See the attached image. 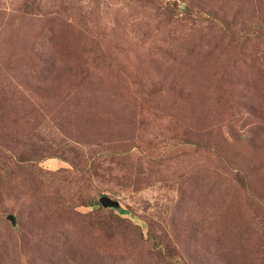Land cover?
I'll return each instance as SVG.
<instances>
[{"label":"rangeland","instance_id":"rangeland-1","mask_svg":"<svg viewBox=\"0 0 264 264\" xmlns=\"http://www.w3.org/2000/svg\"><path fill=\"white\" fill-rule=\"evenodd\" d=\"M0 264H264V0H0Z\"/></svg>","mask_w":264,"mask_h":264},{"label":"water","instance_id":"water-1","mask_svg":"<svg viewBox=\"0 0 264 264\" xmlns=\"http://www.w3.org/2000/svg\"><path fill=\"white\" fill-rule=\"evenodd\" d=\"M100 202L102 205L104 206H114L117 204L116 201L112 200L110 197H108L107 195H103L101 198H100ZM9 219L15 224V216L13 214H10L9 216Z\"/></svg>","mask_w":264,"mask_h":264},{"label":"trees","instance_id":"trees-1","mask_svg":"<svg viewBox=\"0 0 264 264\" xmlns=\"http://www.w3.org/2000/svg\"><path fill=\"white\" fill-rule=\"evenodd\" d=\"M101 203V202H100Z\"/></svg>","mask_w":264,"mask_h":264}]
</instances>
